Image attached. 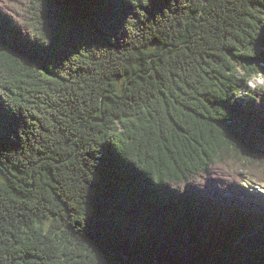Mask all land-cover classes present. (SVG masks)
<instances>
[{"label":"trees","instance_id":"1","mask_svg":"<svg viewBox=\"0 0 264 264\" xmlns=\"http://www.w3.org/2000/svg\"><path fill=\"white\" fill-rule=\"evenodd\" d=\"M260 74L264 0H0V264H264Z\"/></svg>","mask_w":264,"mask_h":264},{"label":"rangeland","instance_id":"2","mask_svg":"<svg viewBox=\"0 0 264 264\" xmlns=\"http://www.w3.org/2000/svg\"><path fill=\"white\" fill-rule=\"evenodd\" d=\"M252 81L254 83H258V84H263L264 85V75H258L255 78L252 79ZM250 87H252L253 85L249 84ZM260 190L264 191V187H259ZM249 190H252V188L250 187Z\"/></svg>","mask_w":264,"mask_h":264}]
</instances>
